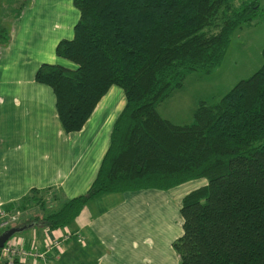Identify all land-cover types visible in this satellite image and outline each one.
Returning a JSON list of instances; mask_svg holds the SVG:
<instances>
[{"label": "trees", "instance_id": "1", "mask_svg": "<svg viewBox=\"0 0 264 264\" xmlns=\"http://www.w3.org/2000/svg\"><path fill=\"white\" fill-rule=\"evenodd\" d=\"M31 3L2 0L0 45L9 43L11 22ZM73 3L79 20L56 54L74 66L43 63L36 81L54 90L67 132L84 127L113 85L126 102L88 190L61 197L55 207L43 195L58 193L32 189L11 208L39 210L17 226L67 227L102 194L169 190L203 178L207 183L182 201L184 231L173 244L180 264H264V62L217 103L202 100L191 124H175L158 110L188 73L220 67L233 33L260 16L258 0Z\"/></svg>", "mask_w": 264, "mask_h": 264}, {"label": "crops", "instance_id": "2", "mask_svg": "<svg viewBox=\"0 0 264 264\" xmlns=\"http://www.w3.org/2000/svg\"><path fill=\"white\" fill-rule=\"evenodd\" d=\"M74 8L73 0H33L11 22L9 43L0 45V205L5 208L18 205L34 188L65 198L86 192L125 105L124 90L113 85L84 127L67 132L54 90L36 81L41 64L66 63L56 46L74 35L80 16ZM206 183L202 178L169 190L102 194L71 225L51 230L52 237L70 233L55 264H180L173 244L184 231L182 201ZM37 245L43 248L44 241Z\"/></svg>", "mask_w": 264, "mask_h": 264}, {"label": "rangeland", "instance_id": "3", "mask_svg": "<svg viewBox=\"0 0 264 264\" xmlns=\"http://www.w3.org/2000/svg\"><path fill=\"white\" fill-rule=\"evenodd\" d=\"M258 2L262 8L260 16L252 24L244 25L233 33L220 67L211 73L197 71L188 73L183 84L160 101L158 110L163 117L175 124L193 123L195 111L202 100L208 104L217 103L240 80L249 78L263 65L264 0H258ZM64 61H66L64 65L74 66L70 61ZM51 193L53 192H45L43 198L50 205L59 206L61 204L60 192H56L59 194L57 195L58 199ZM33 210L34 208H30L26 212L19 210V224L24 222V217L32 216L39 209ZM46 237V226L41 223H33L24 230L14 233L8 242L35 239L38 243L40 240L45 242Z\"/></svg>", "mask_w": 264, "mask_h": 264}, {"label": "built area", "instance_id": "4", "mask_svg": "<svg viewBox=\"0 0 264 264\" xmlns=\"http://www.w3.org/2000/svg\"><path fill=\"white\" fill-rule=\"evenodd\" d=\"M19 210L8 209L0 205V235L19 224ZM46 240L44 247L39 248L35 239L28 246L27 239L22 241L8 240L0 247V264H54L61 256L63 240L70 237L65 235L51 236V229L46 228Z\"/></svg>", "mask_w": 264, "mask_h": 264}, {"label": "water", "instance_id": "5", "mask_svg": "<svg viewBox=\"0 0 264 264\" xmlns=\"http://www.w3.org/2000/svg\"><path fill=\"white\" fill-rule=\"evenodd\" d=\"M28 225L16 226L8 229L0 235V247L16 232L24 230Z\"/></svg>", "mask_w": 264, "mask_h": 264}]
</instances>
